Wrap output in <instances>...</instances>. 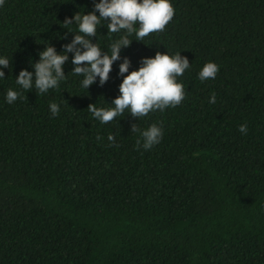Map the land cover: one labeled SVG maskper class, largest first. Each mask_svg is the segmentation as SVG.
Masks as SVG:
<instances>
[{
    "label": "trees",
    "instance_id": "16d2710c",
    "mask_svg": "<svg viewBox=\"0 0 264 264\" xmlns=\"http://www.w3.org/2000/svg\"><path fill=\"white\" fill-rule=\"evenodd\" d=\"M99 2L0 7V57L10 61L0 68V264H264V0H170L166 30L130 36L103 86L97 78L83 88L69 53L58 88L22 90L16 78L34 75L45 44L60 54L80 34L65 18ZM107 24L92 43L110 55L123 32ZM157 51L189 60L178 78L186 99L139 120L128 111L107 124L94 119L90 104L106 108L119 96L123 60L131 72ZM208 62L219 72L201 82ZM10 88L22 95L12 104ZM153 123L162 125L160 143L137 150L143 140L131 126Z\"/></svg>",
    "mask_w": 264,
    "mask_h": 264
},
{
    "label": "clouds",
    "instance_id": "9594fccd",
    "mask_svg": "<svg viewBox=\"0 0 264 264\" xmlns=\"http://www.w3.org/2000/svg\"><path fill=\"white\" fill-rule=\"evenodd\" d=\"M5 0H0V7ZM99 13V16L96 13ZM175 9L170 0H100L94 3L91 13L81 15L75 13L72 18H65L62 23L65 28L75 24L80 34L74 35L70 44L63 46V52L57 51L50 44H45V50L39 53V62L31 63L34 75L27 70L20 71L16 83L24 91L35 88L39 95L47 93L50 89L58 88L59 83L66 79L63 67L69 60V53L73 54L71 74L82 76L81 86L88 89L97 78L103 86L109 79L113 64L120 60L122 48L132 44L129 39L133 34L136 41H142L149 34L160 33L173 19ZM108 21L109 33H121L119 39L110 45V52H104L97 43H92V38L97 36V26L101 21ZM70 34V33H69ZM8 58L0 57V68H9ZM131 62L125 58L119 65V75L123 77L119 85V96L109 107L97 108L90 104L87 110L93 118L102 124L113 122L118 116L128 111L134 119L147 117L150 113L159 110L163 112L168 108L179 106L187 97L184 85L178 82L187 69L190 68L189 60L178 52L175 55L162 54L157 51L154 58H144L140 61L138 70L129 71ZM219 66L213 62L206 63L198 74L201 82L215 79ZM5 73L0 70V79ZM22 98L21 92L11 88L7 90L6 101L9 104ZM27 99V97H23ZM209 103H216V95L212 93ZM51 116L59 115L60 107L56 103L49 105ZM247 125L240 126L239 131L247 133ZM132 133H139L143 143L137 141L136 149L141 147L150 150L160 143L163 137L162 125L151 124L146 130H141L136 124L131 126ZM97 140H101L99 135ZM110 145L115 142V137L109 135Z\"/></svg>",
    "mask_w": 264,
    "mask_h": 264
}]
</instances>
